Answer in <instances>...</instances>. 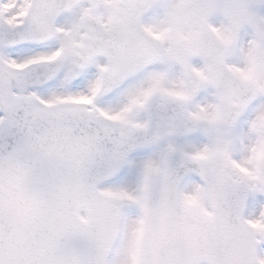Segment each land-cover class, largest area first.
Masks as SVG:
<instances>
[{"label":"snow or ice","instance_id":"6c2138e0","mask_svg":"<svg viewBox=\"0 0 264 264\" xmlns=\"http://www.w3.org/2000/svg\"><path fill=\"white\" fill-rule=\"evenodd\" d=\"M0 264H264V0H0Z\"/></svg>","mask_w":264,"mask_h":264}]
</instances>
